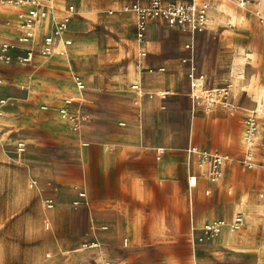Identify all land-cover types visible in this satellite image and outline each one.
Wrapping results in <instances>:
<instances>
[{
	"label": "crops",
	"instance_id": "crops-1",
	"mask_svg": "<svg viewBox=\"0 0 264 264\" xmlns=\"http://www.w3.org/2000/svg\"><path fill=\"white\" fill-rule=\"evenodd\" d=\"M194 1L209 5L201 31L158 18L148 24L140 45L136 13L124 8L147 7L151 0H56L57 13L67 5L75 8L64 36L72 41L71 32L85 43L73 48L71 43L66 56L34 61L48 72L46 95L55 91L64 96L62 102L70 98V110L80 117L77 131L60 127L51 133L55 144L50 174L61 186L79 185L86 191L90 234L98 246L75 254L73 264H82L89 254L103 258L106 246L107 263L177 264L178 258L189 262L190 251L184 247L195 243L193 237L200 235L204 223L231 221L236 213L243 214L237 208L243 198L252 196L256 187L264 191V23L247 14L252 3L243 9L232 0ZM252 1L260 2L264 11V0ZM6 12L14 36L16 8L6 7ZM51 26L50 18L44 20L37 38ZM94 27L106 33L94 35ZM25 53L24 47H14L11 61ZM71 62L78 70L92 71L82 78L83 90L67 86ZM190 73L204 75L208 90L231 81L226 98L230 108L207 111L203 99L196 103ZM31 83L22 86V95L13 90L9 94L17 101L28 100ZM132 84L139 88L131 89ZM250 113L258 131L253 167L246 168L241 163L243 120ZM192 146L230 156L218 181L210 182L197 155L188 154ZM191 176L196 178L194 186L188 184ZM258 197L264 200V192ZM244 224L235 232L223 229L196 242L199 264L237 262L239 235L232 234Z\"/></svg>",
	"mask_w": 264,
	"mask_h": 264
},
{
	"label": "rangeland",
	"instance_id": "rangeland-1",
	"mask_svg": "<svg viewBox=\"0 0 264 264\" xmlns=\"http://www.w3.org/2000/svg\"><path fill=\"white\" fill-rule=\"evenodd\" d=\"M247 14L254 17V7ZM10 15L6 7L0 6V43L13 38V32L9 31L12 28ZM240 16L243 17L244 12ZM92 32L97 36L101 32L106 33L97 28ZM69 36L71 48L85 44L84 38L77 41L71 32ZM49 58L38 56L29 63L14 58L8 65H0V99L6 100L0 115V264H73L75 254L98 247L89 248L97 243L90 234L89 199L79 197L86 191L79 185L61 186L50 174V160L54 157L51 146L55 144L51 138L52 130L69 128L70 125L57 112L64 96H57L60 93L55 91L46 95L43 88H46L45 74L48 72L34 65L35 59L48 61ZM68 71L67 86L70 87H74V77L82 79L92 72L89 69L78 70L72 62ZM30 80L32 85L26 90L28 100L17 101L9 94L11 90L23 94L22 86ZM28 109L37 113H23ZM8 110L14 113H6ZM18 141L26 144L23 153L16 150ZM259 178L263 176L259 174ZM30 180L36 181L33 188L28 186ZM261 192L264 191L256 187L253 195L243 198L237 206L245 216L244 228L232 234L239 235V260H213L204 264H264V200L258 197ZM46 200L52 201V208H46ZM45 223L49 224L48 228H45ZM193 238L191 244L199 243L200 239L202 242L209 240L211 236L200 231V235ZM195 243L192 244L194 247ZM192 245L184 247L185 252L190 251L189 262L178 258L177 264H199L196 247ZM104 249L105 252L100 254L103 258L89 254L82 264H107V246ZM117 263L120 262L108 264Z\"/></svg>",
	"mask_w": 264,
	"mask_h": 264
},
{
	"label": "built area",
	"instance_id": "built-area-1",
	"mask_svg": "<svg viewBox=\"0 0 264 264\" xmlns=\"http://www.w3.org/2000/svg\"><path fill=\"white\" fill-rule=\"evenodd\" d=\"M237 6L240 8L247 7L250 3L254 4V14L258 17L260 23H264V11L260 9V2L252 0H236ZM0 6L14 7L15 21L14 25L16 33L12 40L0 43V63L9 64L11 62L10 50L16 46L24 47L26 53L19 57V60L24 63H29L35 55L41 57L52 56H66L67 49L72 41L64 36L67 31L71 16L75 12L73 5H67L60 13H57L56 0H0ZM209 5L206 3L197 4L194 0L190 2H173L164 4L162 0H151L147 7L138 5H131L125 7L124 10H132L136 13V40L142 45L144 43V32L148 24L158 18H163L169 25L187 26L190 31H201L206 22V10ZM50 18L52 26L50 31L46 32L41 39L37 38L38 27L41 23ZM188 47V46H187ZM140 55H144L140 51ZM191 98L198 103L203 99V106L207 111L216 106L223 108H230L226 98L232 88V82L227 83L221 87L208 90L204 87L205 77L202 74L195 75L190 73L188 75ZM74 84L78 90H83L85 85L83 80L78 76L74 77ZM138 84H132L131 89L137 90ZM72 100L65 98L62 104L57 108V112L61 119L68 122L70 129L77 131L80 127V117L74 111L70 110ZM6 105L5 99H0V115L2 108ZM46 108V107H43ZM244 131L242 135L243 153L241 163L246 168L253 167V144L258 131V122L256 117L250 113L243 120ZM26 144L24 141L16 143V150L18 153L25 151ZM188 154L197 155L198 165L203 170L207 179L210 182L218 181L222 176V167L226 161L230 159L228 154H221L217 152H209L206 150H199L192 146L188 150ZM196 178L191 176L188 178L189 186H194ZM36 184L35 180H30L29 188H33ZM79 197L85 198V193H80ZM46 208L53 207L51 200H46ZM244 224V216L241 212L234 215L231 221L212 220L204 223L201 226V231L204 235L216 236L227 229L229 232L239 230ZM49 224L45 223V228ZM108 264V263H107ZM121 264V263H117Z\"/></svg>",
	"mask_w": 264,
	"mask_h": 264
},
{
	"label": "bare ground",
	"instance_id": "bare-ground-1",
	"mask_svg": "<svg viewBox=\"0 0 264 264\" xmlns=\"http://www.w3.org/2000/svg\"><path fill=\"white\" fill-rule=\"evenodd\" d=\"M219 11V10H218ZM212 13V12H211ZM212 15H213V13H212ZM211 15V16H212ZM222 15H223V13H222ZM220 16H221V14H220ZM221 19V18H220ZM241 54V53H240ZM232 59H234V58H232ZM234 62H235V60H234ZM239 62V61H238ZM234 64V63H233ZM236 64V63H235ZM239 64V63H238ZM232 66V65H231ZM233 67V66H232ZM212 74V73H211ZM255 76V75H254ZM249 78H250V76H249ZM237 79V78H236ZM206 80V79H205ZM238 81V80H237ZM208 82V81H207ZM238 82H240V81H238ZM237 83V82H236ZM250 94V93H249ZM249 97H251V96H249ZM250 99V98H249ZM259 99V98H258ZM259 101V100H258ZM263 102V101H262ZM250 103V102H249ZM254 103V102H253ZM251 104V103H250ZM80 128V127H79ZM224 240V239H223ZM95 246H97V244H92V245H90V247H95Z\"/></svg>",
	"mask_w": 264,
	"mask_h": 264
}]
</instances>
